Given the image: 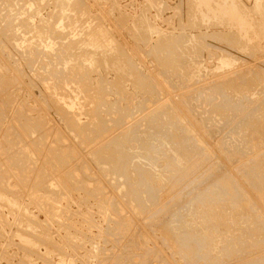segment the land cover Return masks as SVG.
<instances>
[{"label": "rangeland", "instance_id": "rangeland-1", "mask_svg": "<svg viewBox=\"0 0 264 264\" xmlns=\"http://www.w3.org/2000/svg\"><path fill=\"white\" fill-rule=\"evenodd\" d=\"M210 1L0 0V264H264V0Z\"/></svg>", "mask_w": 264, "mask_h": 264}, {"label": "bare ground", "instance_id": "bare-ground-1", "mask_svg": "<svg viewBox=\"0 0 264 264\" xmlns=\"http://www.w3.org/2000/svg\"><path fill=\"white\" fill-rule=\"evenodd\" d=\"M64 1H66V0H64ZM202 1H203V2L205 1V2L208 3V0H202ZM209 1H210V0H209ZM213 1H214V0H213ZM218 1H219V0H218ZM218 1H216V2H218ZM224 1H225V0H224ZM60 2H62V1H60ZM210 2H211V1H210ZM62 3H63V2H62ZM222 3H223V2H221V4H222ZM219 4H220V3H218V5L216 4L217 6H215V9H217V10H222V12H227V8H228L229 5L227 6V4H226V5H221V4L219 5ZM232 4H233V2H232ZM210 5H211V3H210ZM206 6H207V5H206ZM229 8H230V10L232 11V9H235L236 7H235L234 5H230ZM215 9H213L214 12H215ZM194 10H196V9H194ZM209 11H210V8H209ZM233 11H234V10H233ZM193 12H194V11H193ZM211 12H212V10H211ZM216 12H217V11H216ZM220 12H221V11H220ZM231 13H232V12H231ZM233 13L236 14V12H233ZM233 13H232V14H233ZM217 14H218V13H217ZM221 14H222V13H221ZM224 14H225V13H224ZM226 14H227V13H226ZM232 14H229V15H232ZM222 15H223V14H222ZM238 15H240V14H238ZM238 15H236V16L238 17ZM123 16H124V15H123ZM233 16H234V15H233ZM233 16H232V17H233ZM236 16H235L236 19H240V18H237ZM240 16H241V15H240ZM33 17H34V16H33ZM228 17H229V16H228ZM232 17H231V18H232ZM241 17H242V16H241ZM235 18H233V19H235ZM122 20H123V18H122ZM236 21H237V20H236ZM238 23H239V21H238ZM232 24H233V23H232ZM237 25H238V24H237ZM192 26H193V25H192ZM140 35H141V34H140ZM143 36H144V35H143ZM89 37H90V36H89ZM87 40H88V39H87ZM46 42H47V41H46ZM49 42H50V41H49ZM81 43H82V42H81ZM46 49H47V48H46ZM156 54H157V53H156ZM173 54H174V53H173ZM158 59H159V58H158ZM165 60H166V59H165ZM85 61H86V60H85ZM78 63H79V62H78ZM78 63H77V65H78ZM113 63H114V62H113ZM111 66H112V65H111ZM119 67L122 68L121 66H119ZM197 68H198V67H197ZM120 70H121V69H120ZM130 72H131V71H130ZM123 73H124V72H123ZM128 73H129V71H128ZM124 75H125V74H124ZM130 75H131V74H130ZM191 75H192V74H191ZM86 82H87V81H86ZM107 82H108V81H107ZM88 83H89V82H88ZM104 83H105V82H104ZM87 85H88V84H87ZM87 87H88V86H87ZM62 93H63V92H62ZM60 95H61V93H60ZM57 96H58V95H57ZM75 96H76V95H75ZM57 98H58V97H57ZM56 101H57V100H56ZM65 103H66V102H65ZM70 105H71V104H70ZM68 107H69V106H68ZM65 110H66V109H65ZM67 114H68V113H67ZM70 114H71V113H70ZM72 114H73V113H72ZM72 116H73V115H72ZM248 118H249V117H248ZM253 118H254V117H253ZM73 119H74V118H73ZM251 121H252V120H251ZM251 121H250V122H251ZM99 122H100V121H99ZM250 122H249V123H250ZM76 123L79 124L80 122H79V121H76ZM152 123H155V122H152ZM257 123H258V122H257ZM258 124H259V123H258ZM123 125H124V124H123ZM125 125H126V124H125ZM151 125H152V124H151ZM255 125H257V124L255 123ZM260 125H264V123H262V124L260 123ZM100 126H102V125H100ZM253 126H254V125H253ZM151 127H152V126H151ZM260 127H261V126H260ZM96 128H97V127H96ZM98 128H99V127H98ZM98 128H97V129H98ZM106 128H107V127H106ZM136 128H137V127H135L134 130H137ZM95 130H96V129H95ZM105 130H106V129H105ZM105 130H104V131H105ZM117 130H118V129H117ZM136 132H137V131H136ZM104 133H105V132H104ZM107 133H108V131H107ZM137 133H138V132H137ZM135 134H136V133H135ZM136 135H137V134H136ZM103 136H104V135H103ZM117 136H119V135H117ZM107 137H108V136H107ZM110 137H112V136H110ZM113 137H114V136H113ZM137 137H140V135H139V136L137 135ZM160 137H161L160 139H162V141H163V144H166V145H165V146H166V150L164 149V150H165L164 153H165V154H168V156H172V157H173V158H170V157H169V158H170V159H169V163L171 162L169 165H172V163H175L176 165L179 166V167H177L178 170H183V167H182V166H183V164H185V162H183V159H184V157H185V156H184V148L180 147V148H178L177 150H175L174 148L169 147V141H168V138H165L164 136H160ZM157 138L159 139L158 136H157ZM178 138H179V137H178ZM181 138H182L183 141L185 140L183 137H181ZM181 138H179L180 140H179V139H178V140H179V141H182ZM143 140H144V139H143ZM155 140H156V139H155ZM178 140H177V141H178ZM102 141H103V140H102ZM112 141H113V140H111V142H112ZM144 141H145V140H144ZM160 141H161V140H158V142H160ZM162 141H161V143H162ZM111 142H110V144H111ZM145 142H146V141H145ZM96 143H97V142H96ZM181 143H183V142H181ZM184 143H185V142H184ZM97 144H98V143H97ZM104 144H105V143H104ZM107 144H108V146H107ZM158 144H159V143H158ZM105 145H106L107 147H109V143H106ZM156 145H157V144H156ZM149 146H150V144H149ZM151 146H152V145H151ZM103 147H105V146L103 145ZM107 147H106V149H103V148H102L101 151H105V153H106V157H107L109 160H112V161L114 160L115 162H118V164L116 163L117 165L115 164L116 166L114 165V166L116 167V169H119L118 171H121V172L124 171L125 174H124V173H123V174H124V175H127V178H129L128 175H129V174L131 175V173L135 170V171L138 172V173H137L138 176H141V179H145V180H146V178H145V177H142V176H144V173H145L144 171H146L147 169L144 170V171H141V169L139 170V168H138V169H137V168L134 169L132 166H130V164L127 163V161H126L124 158L120 157L119 155H116L114 152H112V150H111L110 148H107ZM154 147H155V146H154ZM156 148H162V147H161V146H158V147L156 146ZM98 150H99V149H98ZM132 153H133V152H132ZM166 156H167V155H166ZM181 157H182V158H181ZM149 158H150V157H149ZM149 161H150V160H149ZM147 164H148V163H147ZM112 165H113V164H112ZM154 165H155V163H154L153 161H150L149 164H148V166H151L150 169H152V168H154V167L156 166V165H155V166H154ZM169 165H168V166H169ZM173 165H174V164H173ZM176 165H175V166H176ZM262 165H263V164H262ZM262 165H261V166H262ZM175 166H174V167H175ZM253 166H254V165H253ZM169 167H170V166H169ZM169 167H168V169H167L168 171H169ZM255 167H257V166H255ZM259 167H260V166H259ZM184 168H185V167H184ZM248 168H249V167H248ZM248 168H247V169H248ZM262 168H263V166H262ZM262 168H261V169H262ZM150 169H149V170H150ZM170 169H171V171L173 170L172 168H170ZM263 169H264V168H263ZM154 170H155V168H154ZM158 171H159V170H158ZM158 171H157V172H158ZM175 171H176V170H175ZM143 172H144V173H143ZM150 172H151V171H150ZM150 172H149V173H150ZM152 172H153V171H152ZM157 172H156V173H157ZM160 172L162 173V171H160ZM160 172H158V175L160 174ZM181 172H182V171H181ZM181 172H179V173H181ZM246 172H247V171H246ZM260 172H261V170H260ZM134 174H135V173H134ZM147 174H148V173H147ZM251 174H252V173H251ZM255 174H256V173H255ZM132 175H133V173H132ZM253 175H254V174H253ZM262 175H263V174H262ZM146 176H147V175H146ZM133 177H137L136 174H135V176L133 175ZM161 177H162V176H161ZM253 177H254V176H253ZM253 177H252V178H253ZM256 177H257V176H256ZM139 178H140V177H139ZM257 178H258V177H257ZM131 179H132V178H131ZM147 179H148V178H147ZM162 179H163V178H162ZM224 179H225V178H224ZM224 179H223V180H224ZM261 179H262V178H261ZM128 180H129V179H128ZM133 180H135V183H137V182H136V181H137V178H136V179H133ZM163 180H164V179H163ZM253 180H254V179H253ZM258 180H259V179H258ZM258 180H256V181H258ZM139 181L141 182V180H139ZM139 181H138V182H139ZM217 181H218V179H217ZM229 181H230V180H229ZM256 181H255V182H256ZM132 182H133V181H132ZM213 182H214V181H213ZM215 182H216V181H215ZM227 182H228V181H227ZM252 182H254V181H252ZM263 182H264V180H263ZM263 182H262V183H263ZM148 183H149V182H148ZM219 183H220V182H219ZM219 183H218V184H219ZM225 183H226V182H225ZM259 183H260V182H259ZM138 184H139V183H137V185H138ZM144 184H145V183H144ZM218 184H217V185H218ZM135 185H136V184H135ZM142 185H143V184H142ZM148 185H149V184H148ZM222 185H223V184H222ZM228 185H229V184H228ZM231 185H232V184H231ZM263 185H264V184H263ZM11 186H12V185H11ZM143 186H144V185H143ZM146 186H147V185H146ZM146 186H145V187H146ZM215 186H216V185H215V183H214V187H215ZM252 186H253V185H252ZM211 187H213V184H212ZM216 187H217V186H216ZM218 187H219V186H218ZM218 187H217V188H218ZM222 187H223V186H222ZM230 187H231V186H230ZM230 187H229V188H230ZM255 187H256V185H255ZM262 187H263V186H262ZM150 188H151V187H150ZM256 188H257V187H256ZM260 188H261V187H260ZM263 188H264V187H263ZM147 189H148V188H147ZM149 190H150V189H149ZM151 190H152V188H151ZM211 190H212V189H211ZM213 190H214V188H213ZM226 190H228V187L226 188ZM260 190H261V189H260ZM12 191H13V190H12ZM218 191H219V190H218ZM228 191H229V190H228ZM47 192H48V191H47ZM229 192H230V191H229ZM231 192H234V194H235V191H234V190L231 191ZM236 192H237V191H236ZM262 192H263V191H262ZM212 193H217L216 188H215L214 192H212ZM227 193H228V192H227ZM237 193H239V192H237ZM258 193H259V192H258ZM219 194H220L221 196H223V195L225 194V192H224V194H223V193L220 191ZM230 194H231V193H230ZM232 195H233V194H232ZM262 195H263V194H262ZM206 196L208 197V195H206ZM224 196H225V195H224ZM228 196H231V195H228ZM228 196H227V197H228ZM235 196H236V195H235ZM12 197H13V196H12ZM39 197H40V196H39ZM209 197H211V195H210ZM209 197H208V198H209ZM238 197H239V196H238ZM37 198H38V197H37ZM41 198H42V197H41ZM48 198L50 199L49 196H48ZM48 198L46 197L47 200H48ZM193 198H194V197H193ZM193 198H192V199H193ZM196 198L201 199V201H204V198H205V197L202 199V198H200L199 196H197V197H195V199H196ZM229 198H230V197H229ZM39 199H40V198H39ZM195 199H194V201H195ZM190 200H191V199H190ZM235 200H236V199H235ZM235 200H234V201H235ZM243 200H244V199H243ZM243 200H242V201H243ZM43 201H44V199H43ZM45 201H46V200H45ZM194 201H189V203H190V202L192 203V202H194ZM196 201H197V199H196ZM196 201H195V202H196ZM198 201L200 202V200H198ZM209 201H210V198H209ZM205 202H206V201L201 202V203H205ZM230 202H231V204H232V201H230ZM52 203H53V202H52ZM189 203H188L187 205H188V206H191V205H189ZM207 203H209V202H207ZM238 203H240V202H238ZM233 204H234V203H233ZM240 204H241V203H240ZM240 204H239V205H240ZM187 205H186V206H187ZM196 205H197V203H196ZM196 205H195V206H196ZM202 205H203V204H202ZM208 205H209V204H208ZM210 205H211V203H210ZM236 205H237V204H236ZM241 205H242V204H241ZM192 206H193V205H192ZM232 206H233V205H232ZM234 206H235V205H234ZM240 207H242V206H240ZM192 208H193V207H192ZM210 208H211V207H210ZM210 208H209V209H210ZM190 209H191V208H190ZM206 209H207V208H206ZM242 209H243V208H242ZM247 209H248V208H247ZM193 210H194V208H193ZM197 210H198V209H197ZM203 210H204V209H203ZM210 210H211V209H210ZM235 210H236V209H235ZM180 211H181V210H180ZM191 211H192V210H191ZM244 211H245V210H244ZM244 211H243V212H244ZM186 212H187V211H186ZM189 212H190V211H189ZM189 212H188V213H189ZM180 213H181V212H180ZM182 213H184V211H183ZM192 213H193V212H192ZM207 213H208V212H207ZM221 213H222V212H221ZM234 213H235V212H234ZM239 213H240V212H239ZM184 214H185V213H184ZM217 214H218V213H217ZM217 214H216V215H217ZM219 214H220V212H219ZM52 215H53V213H52ZM181 215H182V214H181ZM185 215H186V214H185ZM192 215H193V214H192ZM199 215H200V214H199ZM210 215H211V214H210ZM220 215L222 216V214H220ZM225 215H226V214H225ZM247 215H248V214H247ZM253 215H254V214H253ZM182 217H183V216H182ZM188 217H189V216H188ZM198 217H199V216H198ZM207 217H208V216H207ZM207 217H206V218H207ZM236 217H237V216H236ZM252 217H253V216H252ZM179 218H180V217H179ZM190 218H191V217H190ZM193 218H194V217H193ZM248 218H249V216H248ZM194 219H195V218H194ZM202 219H203V218H202ZM202 219H201V220H202ZM208 219H209V218H208ZM222 219H224V218H222ZM237 219H238V218H237ZM251 219H252V218H251ZM176 220H177V219H176ZM181 220H182V219H181ZM204 220H205V219H204ZM230 220H231V219H230ZM241 220H242V219H241ZM254 220H255V219H254ZM179 221H180V220H179ZM187 221H188V220H187ZM192 221H193V220H192ZM220 221H221V220H220ZM256 221H257V220H256ZM195 222H196V221H195ZM198 222H199V221H198ZM228 222H229V221H228ZM216 223H217V222H216ZM225 223H226V222H225ZM252 223H253V222H252ZM254 223H255V222H254ZM183 224H184V223H183ZM195 224H196V223H195ZM197 224H198V223H197ZM206 224H207V223H206ZM257 224H260V223H257ZM180 225H181V223H180ZM187 225H188V224H187ZM215 225H216V224H215ZM175 226L177 227L178 225H175ZM204 226H205V225H204ZM179 227H180V226H179ZM179 227H178V228H179ZM197 227H198V226H197ZM246 227H247V225H246ZM246 227H245V228H246ZM258 227H259V225H258ZM260 227H261V226H260ZM171 228H172V227H171ZM174 228H175V227H174ZM184 228H185V227H184ZM249 228H250V227H249ZM251 228H252V227H251ZM165 229H166V228H165ZM179 229H180V228H179ZM182 229H183V227H182ZM189 229H190V228H189ZM207 229H208V228H207ZM171 230H172V229H171ZM177 230H178V229H177ZM177 230H176V231H177ZM191 230H192V229H191ZM199 230H200V229H199ZM216 230H217V229H216ZM250 230H251V229H250ZM255 230H257V229H255ZM178 231L180 232V230H178ZM186 231H187V230H186ZM186 231H185V232H186ZM194 231H195V229H194ZM210 231H211V230H210ZM217 231H219V230H217ZM243 231H244V230H243ZM247 231H248V230H247ZM259 231H260V230H259ZM261 231H262V229H261ZM166 232H167V231H166ZM171 232H172V231H171ZM197 232H199V231H197ZM203 232H204V231H203ZM250 232L252 233V231H250ZM172 233H173V232H172ZM183 233H184V232H183ZM188 233H189V232H188ZM199 233H200V232H199ZM251 233H250V234H251ZM173 234H174V233H173ZM179 234H180V233H179ZM189 234H190V233H189ZM195 234H196V233H195ZM195 234H194V235H195ZM200 234H201V233H200ZM166 235H167V234H166ZM169 235H170V234H169ZM197 235H198V234H197ZM246 235H247V234H246ZM204 236H206L205 233H204ZM215 236H216V235H215ZM254 236H255V235H254ZM180 237H181V236H180ZM208 237H210V234H209ZM174 238H175V237H174ZM210 238H211V237H210ZM253 238H254V237H253ZM195 239L197 240L198 238H195ZM202 239H203V237H202ZM204 240H205V237H204ZM206 240H207V239H206ZM206 240H205V241H206ZM209 240H210V239H209ZM176 241H177V240H176ZM187 241H188V240H187ZM199 241H200V240H199ZM201 241H202V240H201ZM190 242H191V241H190ZM206 242H207V241H206ZM208 242H209V241H208ZM231 242H232V241H231ZM180 243H181V242H180ZM183 243H184V242H183ZM183 243H182L183 246L180 245L181 248L183 247V248L186 249L187 247H189V245L187 246V243H186V244H185V243L183 244ZM200 243H201V242H200ZM215 243H216V242H215ZM229 243H230V242H229ZM192 244H193V243H192ZM192 244H191V246H192ZM203 244H204V243H202V245H203ZM223 244H224V243H223ZM225 244H226V243H225ZM194 245H195V243H194ZM206 245H207V244H206ZM232 245H233V244H232ZM180 246H179V247H180ZM196 246H197V245H196ZM198 246H199V245H198ZM214 246H215V245H214ZM197 248H198V247H197ZM197 248H196V249H197ZM205 248H206V247H205ZM216 248H217V247H216ZM188 249H189V248H187L186 250H188ZM203 249H204V248H203ZM214 249H215V248H214ZM178 251H179V248H178ZM189 251L191 252L192 250H189ZM195 251H196V250H194L193 252H195ZM200 251H201V250H200ZM179 252H180V251H179ZM193 252H192V253H193ZM196 252H197V251H196ZM203 252H204V251H203ZM181 253H182V252H181ZM197 253H198V252H197ZM201 253H202V252H201ZM204 253H205V252H204ZM190 254H191V253H190ZM198 254H199V253H198ZM209 254H211V253H209ZM184 255H185V254H184ZM206 255H207V254H206ZM191 256H192V255H191ZM207 256H208V255H207ZM248 256H249V255H248ZM209 257H210V256H209ZM211 257H212V256H211ZM190 258H191V257H190ZM213 258H214V257H213ZM196 259H197V258H196ZM200 259H201V258H200ZM205 259H206V257H205ZM259 259H260V257H259ZM190 260H191V259H190ZM198 260H199V258H198ZM195 261H196V260H195ZM252 261H253V260H252ZM244 263H245V262H244Z\"/></svg>", "mask_w": 264, "mask_h": 264}]
</instances>
